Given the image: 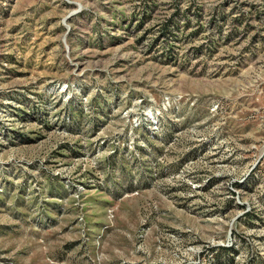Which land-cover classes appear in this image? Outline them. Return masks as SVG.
Here are the masks:
<instances>
[{
  "label": "rangeland",
  "instance_id": "374dc122",
  "mask_svg": "<svg viewBox=\"0 0 264 264\" xmlns=\"http://www.w3.org/2000/svg\"><path fill=\"white\" fill-rule=\"evenodd\" d=\"M0 264H264V0H0Z\"/></svg>",
  "mask_w": 264,
  "mask_h": 264
}]
</instances>
